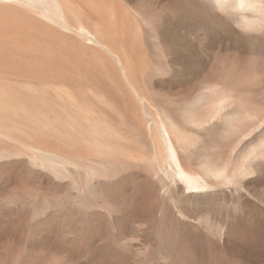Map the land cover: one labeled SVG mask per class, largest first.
<instances>
[{
  "label": "rangeland",
  "instance_id": "obj_1",
  "mask_svg": "<svg viewBox=\"0 0 264 264\" xmlns=\"http://www.w3.org/2000/svg\"><path fill=\"white\" fill-rule=\"evenodd\" d=\"M68 1L86 21L120 28L116 36L137 66L139 89L165 122L185 131L175 138L183 163L201 171L229 156L235 182L190 193L158 161L153 139L137 129L125 83L112 68L89 62L97 51L38 52L34 31L22 33V12L2 9L0 264H264V131L240 134L232 127L245 88L240 69V90L233 89L234 41L187 31L171 0ZM112 6L120 19L107 15ZM251 100L258 106V97ZM199 119L204 125L194 123ZM119 133L132 139L125 147L141 150L138 161L121 153L124 143L112 136ZM36 143L64 149L72 162L35 158L27 146ZM145 154L153 155L150 166Z\"/></svg>",
  "mask_w": 264,
  "mask_h": 264
},
{
  "label": "bare ground",
  "instance_id": "obj_2",
  "mask_svg": "<svg viewBox=\"0 0 264 264\" xmlns=\"http://www.w3.org/2000/svg\"><path fill=\"white\" fill-rule=\"evenodd\" d=\"M171 2H173L176 5L178 4L177 7L181 8V11H183V14H184L183 16L185 17V19H184L185 21L184 20L183 21L185 22L184 24H185V28L187 29V31L192 32L196 35H204V36L209 37V38H217V37L220 38V37H222V38H229V39H232L234 41L233 42L234 46L232 48V52H235V54H234V65H233L232 72H231V74H233V78H232L233 89L235 92H237L239 89V85H237V81H238L237 73H239L240 69H242L241 71L244 72V74H245V82H244L245 88L243 90V95H242L243 96L242 101L244 103V106L243 105H242L243 107L240 106L242 108L239 112L237 110H235V111H237L235 113L236 115H234V117H230V121H232V127L234 128V130L239 132L240 134L243 132H246L247 130H248L247 132H249L252 135H255V134H253V132L255 133L256 130H257V132L260 129H262L264 131V0H204L203 2H202V0H201V2L200 1L197 2L196 0H171ZM114 3H116V2H114ZM173 3H172V5H173ZM120 4L121 3H119V5ZM112 5H113V3H112ZM116 5H115V7H116ZM119 5H117V7ZM115 7H113V6L110 7L109 11H108L109 13H107V10H108V8H107V10H106L107 15L111 14V13L114 14V11H115L114 8ZM119 8H120V6H119ZM2 9H9V10L12 9V10H10L11 14L8 11L7 16L9 14H10L9 16H11V15L14 16V14L16 12H17L16 15H18L19 12H22V33H25L26 31H29V30L34 31L35 35L38 36L39 38L35 41L34 40L36 37L35 36L33 39L35 42H32V44L34 43L35 50L38 52H42V51L43 52H60L61 50H64L67 52L68 51L73 52V53L78 52V53L82 54L85 51L86 47L89 50L91 48V50L97 51L94 55L91 54L92 57L90 58L89 62L94 63V64H92V66L93 65H97L100 67H102V66L107 67L108 66V67H110V69L112 68V71L114 73L113 75H114V78H116V81L119 79L120 82L125 83V86L129 90V94L131 95V99L133 101L132 102L133 108H131L132 117L140 126L138 128L137 124H136L137 129L142 128L144 130L143 133L144 134L147 133V135H149L153 139L154 143L156 144L157 150H158V151H156V153L158 152L157 153L158 161H160V163H163V165H165V167H168L171 170V172H173L174 177H176L183 184L185 189L190 191V193L193 192V194H195L196 192H199V191H204V190L207 191L208 189L211 190V188H215L217 186L219 187V185H226V187H227L229 183L231 185L233 183V181L235 182V180H233V177L236 175L235 174L232 175V173H234L235 171L231 172V168H230L231 160H230L229 156L220 157V159L219 158L216 159L219 161L214 162L213 164H210V163L207 164L206 163L205 165L204 164L201 165L200 166L201 171H194L193 169H191L189 164L187 166L186 164L183 163L182 158H180V156H179V153H178L177 147H176L177 145L175 143H176L177 139L178 140H179V138L182 139V137L184 136L183 132H185V131L182 129L183 130V132H182V130H180L181 127L179 129L178 125L174 124V120L172 121L169 119V123L165 122L164 119H162L160 114L158 113V110L157 111L155 110V108L157 109V107L154 106L150 102L151 100L150 99L148 100L144 96V94L142 93L143 91L141 92V90L139 89V87L137 85V68H136L137 66H136L135 62H133V60L131 59L132 57L130 58L129 52H124V50H123L124 46L123 47L121 46L122 43L120 41L121 40L120 37L118 39V36H116L117 35L116 31L120 30V28L117 30L115 29L116 30L115 31L113 28L107 27L106 25H104V23L102 21L100 22V20H97L94 17L93 18L89 17L90 22L86 21L84 19V15H85L84 12L78 8L73 9L68 0H0V11ZM13 9L18 10V11H15ZM119 10H121V9H119ZM11 11L12 12L15 11V12L12 13ZM118 12H116V14ZM121 12H124V14H126L125 13L126 11L121 10ZM121 14H123V13H121ZM115 16H118V15H115ZM129 16H131V15H129ZM111 17H113V15ZM118 17H119V19L121 18V16H118ZM15 18H17V17H15ZM105 21L107 22V20H105ZM122 22H120V23L122 24ZM10 27L11 26H9V30H10ZM122 29L125 30V28H123V27H122ZM32 31H30V32H32ZM10 32H12V31H10ZM26 35L28 36L29 34H26ZM18 38H20V37H18ZM15 39H17V37ZM26 41H27V39H26ZM31 41H32V39H31ZM29 42L30 41H28V43ZM23 43L24 42H22V45H23ZM2 46L4 47V45H2ZM26 47H28L27 44H26L25 48ZM7 48H9V47H7ZM10 51L11 50L9 49L7 52H10ZM22 51H23V49H22ZM3 52H5V51L3 50ZM62 53H63V51H62ZM85 53H84V56L86 55ZM50 55H52V54H50ZM67 59H69V58H67ZM60 62H61V64L63 63L62 61H60ZM90 63H89V67H91ZM68 64H70V63H68ZM100 69H102V68H100ZM112 78H113V76H112ZM5 96H7V95H5ZM244 97H245V99H244ZM253 97L259 98V103L257 104L258 106H255L253 100H251V98L253 99ZM233 98H234V96H233ZM232 99H231V102H233ZM236 100H237V98H236ZM238 101H239V99H238ZM227 103H229V102L227 101ZM218 104H217V106L214 105V107L216 106L215 108H217V109L214 108L217 111L216 116H217V114H219V109H220V105H218ZM107 105H109V104H107ZM222 107H224V106H222ZM66 113H68V112H66ZM120 117H122V116H120ZM80 119H82V118H80ZM213 119L214 118H212V120ZM134 120H132V121H134ZM166 120H168V118ZM230 121H228V124H230L229 123ZM194 123L198 126H202V125H204L205 121L202 119H199L198 121H195ZM245 129H247V130L244 131ZM113 130L114 129H112L111 131H113ZM105 131L106 132H104V133L109 135L108 137H110V133H111L110 130L107 129ZM136 132H137V130H136ZM138 133H140V131H138ZM138 133L134 134L133 136H135V135L138 136ZM143 133H141V134L143 136H145ZM246 134H248V133H246ZM263 134H264V132H262V135ZM1 135L2 134H0V136ZM31 135H33V134H31ZM114 135H112V136L117 138L122 143H124V146H122L123 144L118 143L122 146V150H120V151H121V153L124 154V157H126L127 159H130V158L135 159V160L137 159V161H138L139 159L135 155L136 151L132 152L131 148L128 147L127 145H126L127 147H125V144H127L128 141H129L128 144L131 143L130 142L132 140L131 137H130L131 140L127 141L128 138L126 139L125 138L126 136L124 137V135H123L124 138L120 137V133L117 135V137H116V135L115 136ZM113 137H111V138H113ZM250 137H252V136H250ZM100 138H101V136H100ZM134 138L136 139V136ZM175 138H177V139L175 140ZM261 138H263V137H261ZM107 139H109V138H107ZM30 140H31V138H30ZM133 142H136V141L133 140ZM38 143H36L37 145L35 144L33 146L32 145L27 146L30 150H32L34 157L35 156L38 158L43 157L46 160H53V161H57L60 163L61 162H65V163L72 162V160L70 161V159H71L70 156H69L70 157V159H69L68 157L65 156V154L63 155L60 153L64 149L61 150L60 152H53L52 150H49L46 148L43 149L41 147L42 144L40 146ZM116 144H117V142H116ZM134 144L135 145L133 147L135 148V146H137L138 142H137V144L136 143H134ZM145 144L146 143L144 142V145ZM259 144L263 148L262 152H264V139ZM101 145L102 144H100V146ZM121 146H119V147L121 148ZM147 146H148V144H147ZM116 147L117 146H115V151H116ZM131 147H132V145H131ZM137 148H138V146H137ZM141 148H142V150H144L143 147H141ZM117 149H118V147H117ZM138 149H140V148H138ZM159 150L161 153H159ZM181 150H183V149H181ZM140 151H137V152L139 153ZM137 152H136V154H138ZM154 152H155V150H154ZM150 153H148V154H150ZM258 153H260V152H258ZM148 154L144 155L145 156L144 159L142 157V162L145 161V163H146L147 162L146 159H149L148 156H150L151 158L153 157V155L151 156ZM152 154H154V153H152ZM251 155H253V154H251ZM121 156H123V155L120 154V157ZM154 157H155V155H154ZM246 157H248V156H246ZM154 160H156V159H154ZM203 161L204 160H202V162ZM213 161H214V159H213ZM210 162L212 163V160ZM147 163H148V166H150V162H147ZM156 163H157V161H156ZM232 163H233V161H232ZM153 166H151V167L153 168ZM197 166H199V165H197ZM197 166H195V167H197ZM159 167L162 168L163 166L160 164ZM233 167H235V166H233ZM237 168H239V167H237ZM234 169H236V168H234ZM236 171L238 172V170H236ZM160 172H161V170H160ZM162 172H164V171L162 170ZM165 172H166V170H165ZM154 173H156V172L154 171ZM161 174L165 175V173H161ZM166 174H169L168 171ZM154 176H155V174H154ZM242 176H245V175H242ZM231 181H232V183H231ZM166 192H167V190H166Z\"/></svg>",
  "mask_w": 264,
  "mask_h": 264
}]
</instances>
